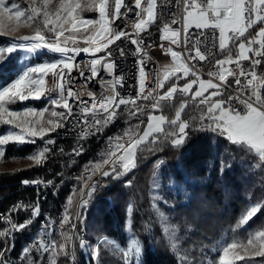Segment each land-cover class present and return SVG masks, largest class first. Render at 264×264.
Here are the masks:
<instances>
[{
	"label": "snow or ice",
	"instance_id": "6c2138e0",
	"mask_svg": "<svg viewBox=\"0 0 264 264\" xmlns=\"http://www.w3.org/2000/svg\"><path fill=\"white\" fill-rule=\"evenodd\" d=\"M53 0H30L27 9H21L16 2L9 3L8 0H0V17L5 15L8 19L15 18L19 24L27 27H33V35H25L20 40L27 43L10 42L7 46L0 47V72L3 71L2 62L9 60L11 55L19 52H26L30 55L39 56L44 54L43 50L48 53H59V58H50L47 62L33 64L22 63L14 70V78L6 85L0 87V123L12 125L19 128V132L8 131L0 134V157L4 156L5 148L10 142L16 145L26 143H35V137L43 139L48 132L55 131L57 127H63L60 121L67 120L73 115V105L70 100L76 102V107L80 108L84 129L80 133V138H86L90 134H95L107 127L114 121L118 113L116 109L120 105H131L133 111L131 116H137L143 109L137 106V100H153V109L161 107V101H170L179 93L181 96L189 97L192 104L199 110L198 118L201 130H207L216 133L218 136L224 137L231 145H234L238 151L250 155L252 159V167L255 169L264 168V77L257 74L256 68L261 64V58H264V0H183V44L185 46L184 53L174 51L172 47H160L165 49V54L171 56V63L160 65L153 72L152 87L149 88L147 82L148 72L145 71V60L147 53L143 51L144 40L140 38V33L146 32L150 25L157 21V0H89L88 3L82 4L80 0H59L57 7L53 10L50 5ZM179 3V0H178ZM95 10L98 12L99 18H83L78 10L83 8ZM122 9L124 11H122ZM129 13L133 15L129 17ZM135 19L134 25L136 36L133 37L125 28H122L116 21L121 18ZM38 18H40L38 20ZM178 23L172 20L170 23H164L160 28L159 39L167 40L169 45L180 47L181 45V29L172 28V24ZM42 25V26H41ZM97 26L98 29H97ZM84 33H81V29ZM92 29V31H90ZM190 29H195L194 33ZM252 30V31H250ZM15 31V29H13ZM81 33L80 39L83 40L85 46L77 43L76 35L65 36V33ZM51 33V35H46ZM247 33V35H246ZM4 33H0L2 35ZM63 37V39H61ZM127 38L130 43L135 45L134 55L138 56V91L135 96H120L117 86L123 87V77L115 74L117 67L116 62L110 58L113 55L108 49L116 41ZM71 41V46H69ZM101 41H103L101 43ZM211 42V48L206 44ZM190 45V47H189ZM201 45L205 46L202 51ZM234 46L236 51L233 55ZM215 48L219 53L225 54L224 59L216 61L217 71H210L208 75L213 79L204 80L200 75L193 71L185 62L184 56L188 60L205 61L212 54ZM120 56L125 55L122 47L116 49ZM81 52L87 53L93 58L89 61L91 76H84V72L80 71V76L85 80H91L97 77L100 69L112 77L111 81H100L101 86L108 91L107 95L97 99L95 93H78L71 87L65 89L64 81L68 79L71 83V72L74 67V53L79 55ZM103 52V56H96L97 53ZM194 53V55H193ZM252 54L251 56L249 54ZM25 61L30 56L23 58ZM242 61H250L249 69L246 71ZM235 65V69L226 67V65ZM195 67V65H193ZM67 69V72H65ZM149 71H152L151 69ZM49 74L52 75L55 87L59 89L57 97L50 98V103L55 108H63L65 111H51V117H57L59 120L48 119L45 123V112L36 111L32 108L25 110H10L7 105L24 102L29 99H40L45 95L46 90L54 89L45 88L46 80ZM192 79H186L188 77ZM228 77H234L237 91L240 95L228 94L227 98L214 99L215 97H223L222 89L231 87L228 83ZM241 77L244 78L242 82ZM175 79V83L169 84L167 90L161 94L160 90L165 88V84L171 79ZM185 79V83L181 86L179 81ZM218 80L219 83H214ZM198 85L193 91L194 86ZM214 91H209V90ZM207 93V95H206ZM82 95H87L91 99V103L81 99ZM244 98H241V97ZM189 105V100L185 99L180 102L179 107L175 110L174 119L168 120L163 115L148 116L146 128L142 134L138 131L127 129L124 137L127 141L121 142L123 137H109V148L103 154L100 162H96L91 169H85L87 180H91V176L96 172H101L104 177L114 174V178L127 174L135 167V156L137 149L141 145L149 143L156 144L159 137L154 133H164L173 147H180L184 144L188 133L189 122L181 118V114ZM201 106H203L201 108ZM92 119L89 120L88 116ZM35 117L36 119H29ZM143 123V121H141ZM168 124L171 131L165 132L162 127ZM139 129V124L135 125ZM151 137V140L149 138ZM54 143V140L45 141V146L39 148L38 151L27 157L40 165L46 158L50 149L47 145ZM82 147L73 151L79 155ZM119 153V154H118ZM162 163V162H161ZM103 165H108L107 170H102ZM223 166V162H222ZM159 167V165H157ZM23 184H41L45 183L41 180L28 181ZM51 183V181L47 182ZM128 186L131 181L127 182ZM87 189V191H85ZM95 190V184L89 185L86 181L84 186L79 189L80 202L79 207L84 208L88 203ZM75 194V190H74ZM71 198L68 200L67 207L72 205ZM65 210L61 220L59 221L61 231V241L59 244L55 239L34 241L33 245L25 248V254H29L33 248L40 253H50V264H56L57 255L65 257L71 256L74 260L75 250L79 247L86 250L93 259L99 264L100 248L103 245L111 251H120L122 253L125 264H130L134 257H138L141 253V246L135 236H131L126 246H122L116 241L107 237L100 238L97 244L92 245L83 238L76 235L77 225L73 223L68 210ZM29 210V216L22 223H15L11 217L5 218L6 223L10 227L0 230V237H9L14 232L20 231L33 222V219L39 215V206H27L23 203L14 205L16 209ZM264 208V201L249 204L248 209L239 218L236 227H243L248 224L260 210ZM131 212V207H129ZM76 220L83 222V217L77 213ZM65 225H70L71 231H63ZM48 225L45 227L46 236L51 237V233L47 232ZM171 226L165 227V232L170 231ZM78 241V244H77ZM169 243L173 250L177 248L175 239V229H171L169 235ZM8 242L5 241V249H0V264H6L4 259L5 250L8 248ZM242 249L244 254H252L264 256V227L254 231H248L246 242L242 240L232 239L230 242L220 241L214 247L217 253L218 264H233L235 260L243 259L237 250ZM186 257H182V260Z\"/></svg>",
	"mask_w": 264,
	"mask_h": 264
},
{
	"label": "trees",
	"instance_id": "16d2710c",
	"mask_svg": "<svg viewBox=\"0 0 264 264\" xmlns=\"http://www.w3.org/2000/svg\"><path fill=\"white\" fill-rule=\"evenodd\" d=\"M93 15L85 12L83 17ZM8 44L9 41L0 36V47ZM20 60L21 52L12 54L9 60L2 62L0 87L14 78V70L20 65ZM263 76L264 64L260 71V77ZM46 102L31 101L30 104L41 106ZM177 104L172 103V110H168L170 120ZM16 106L22 105L17 102L11 105L14 109ZM58 110L61 112L63 108ZM199 115L200 110L196 106L188 105L185 109L182 119L187 121L188 117L190 120L186 129L188 135L182 146L173 147L164 138V133L157 134L159 139L156 144L141 145L137 149L134 168L125 175L111 178L108 189L98 190V198H93L86 213V236L93 245L104 236L117 240L120 245L127 244L129 238L135 236L142 251L140 264H218L217 253L213 250L218 242H230L232 239L246 242L248 231L264 227V208L248 224L236 227L249 204L264 201V168H253V158L238 151L224 137L211 131L197 130L199 120L195 118ZM169 128L167 124L165 132ZM112 131L119 132L118 127ZM33 148V144L27 149L8 148L7 153L15 158L24 157L27 150ZM157 165H162L165 182L173 180L183 187L178 193L170 192L168 198L174 199V206L167 208V211L171 223L180 229L182 244L189 251L191 261H188V257L182 260V254L171 248L155 219L151 188L159 169ZM37 170L38 165L33 168L25 165L0 171V214L5 213L8 205L26 191L33 192L23 190L26 187L21 183L24 179L32 178ZM128 181H131L130 186ZM149 231L153 237L149 236ZM83 257L81 255L80 264H88ZM56 264L66 262L60 257ZM99 264L125 262L120 251H111L101 245ZM233 264H264V256H244Z\"/></svg>",
	"mask_w": 264,
	"mask_h": 264
},
{
	"label": "built area",
	"instance_id": "2783aa9c",
	"mask_svg": "<svg viewBox=\"0 0 264 264\" xmlns=\"http://www.w3.org/2000/svg\"><path fill=\"white\" fill-rule=\"evenodd\" d=\"M127 3L128 0H125ZM122 11H124L122 9ZM157 21L156 23L149 26L146 32L140 33V38L144 40L143 51L147 53V59L145 60V71L148 72L147 84L148 87H152L153 72L163 64L171 63V56L165 54V49L161 48L160 45L163 44L165 47H172L174 51L184 53L185 46L183 44V0H157ZM129 17L133 14L129 13ZM177 20L178 23L172 24V28L181 29V45L176 47L175 45H169L167 40H160L161 35L160 28L163 27L164 23H170L172 20ZM137 21L135 19L121 18V20L116 21L117 24H120L122 28L130 33L133 37L136 36V31L134 25ZM99 26H97L98 28ZM195 29H190V32L194 33ZM252 31V30H250ZM247 35V33H246ZM63 39V38H61ZM11 42L18 43H27L22 40H13ZM207 46L211 48V42H206ZM81 46V45H80ZM122 47L125 50V55L120 56L116 49ZM190 47V45H189ZM233 48V55H235V47L230 45ZM136 46L130 43V40L127 38H122L120 41H116L108 49L113 52L111 60L116 62L115 74L117 76L123 77V87L117 86V91L120 96L129 97L135 96L138 91V56L134 55ZM202 51L205 50V46L201 45ZM104 53H98L96 56H103ZM194 55V53H193ZM252 55L251 53L249 54ZM93 57L87 53L81 52L79 55L74 56V67L71 72V83L66 79L64 83L65 89L71 87L74 91L78 93H95L97 99L103 95H107L108 91L105 87L101 86L100 81H111L112 77L109 76L103 68L100 69V73L97 77L91 80H85L84 77L80 76V71L84 72V76H91L89 61ZM185 62L188 63L189 67L193 68V71H196L201 78L213 79L208 75L210 71H217L216 61L225 58V54H221L217 49H212V54L208 56V59L205 61L198 60H188L187 56L183 57ZM261 64L256 68L258 76H260L261 68L264 64V58H261ZM245 70L249 69L250 61L241 62ZM195 65V67H193ZM226 67H231L235 69V65H226ZM152 71H149V70ZM67 72V69H65ZM193 77H188L186 79H192ZM242 82L244 78L241 77ZM185 79H181L179 84L182 86ZM214 83H219L218 80H213ZM175 83V79H171L165 84V88L161 89L160 92L163 94L167 90L169 84ZM228 83L231 87L222 89L224 91V96L214 99L227 98L228 94L240 95L236 90L238 86L235 85L234 77H228ZM52 88L54 90L47 91V93H54L56 97L59 95V89L55 87V82L52 77V84H48V89ZM241 98H244L243 96ZM81 99L87 100L89 104L91 103L90 97L87 95H82ZM185 99L189 100L190 106H195L192 104L189 97L181 96L177 93L172 100L170 101H161V107L164 104H172L176 102H182ZM153 100H137V106L143 109L142 112L138 113L137 116H133L136 120V124H139V129L137 131L140 133L142 128L145 126L148 114L153 109L152 104ZM70 104L73 105V115L68 118V121H60L63 123V127H57L51 135L44 137L43 139H52L54 143L47 145L50 151L47 153L46 158L43 160L42 165H38V170L34 172V176L30 179H24L22 181H34L41 180L45 183L38 184V189H28V184H26V189L23 190H33V192H25L23 196H19L15 201L10 203L4 211L11 215V219L19 224L22 223L28 218L29 210L16 209L13 210L14 205H19L23 203L27 206H39V215L33 219V222L27 225L26 228L21 229L20 231L15 232V239H8V248L6 249V264H47V253H40L33 250L29 254L24 253V249L21 250L19 256H11V249H14L15 240L26 239V248L33 245L34 241L41 239L50 240L55 239L57 241L58 235V225L59 218L62 215V209L67 207L68 200L70 198L71 190L75 189L77 182L79 180H87V174L85 169H91L96 162H100L103 158V154L107 151H110L109 148V137H123L121 142L127 141V137H124V133L112 131L113 128H117L121 125V120L126 116L130 115V112L133 111V106L120 105L116 109L118 115L112 123L107 127H104L101 131L96 132L95 134H90L86 138L81 139L80 133L84 129L83 120H80L81 111L79 107H76V102L70 100ZM203 107V106H201ZM159 108V109H160ZM65 111V110H64ZM88 119L91 120L92 117L89 115ZM190 118L187 117V121ZM143 121V123H141ZM197 130H201L200 125H198ZM110 130V132L108 131ZM136 131V132H137ZM166 138V136L164 135ZM38 140V139H36ZM82 147V151L77 155L73 149L79 150ZM119 154V153H118ZM108 165H103L102 170H107ZM111 178H114V174L108 177H104L101 172H96L91 176V180H87L88 184H95V190L92 192L91 197L88 198L89 205L92 198H98V190H102L107 186H111ZM51 181V183H47ZM87 205L84 208H81V216L84 219L87 211ZM68 208V207H67ZM47 232L51 233V237L46 236L45 233H41L40 236H31V229L37 228V226H46ZM1 228V227H0ZM83 222L81 223L79 230V237L83 238ZM78 244V241H77ZM5 247V246H2ZM78 250V259L79 256L84 255V250L77 247ZM78 264V263H76Z\"/></svg>",
	"mask_w": 264,
	"mask_h": 264
},
{
	"label": "rangeland",
	"instance_id": "374dc122",
	"mask_svg": "<svg viewBox=\"0 0 264 264\" xmlns=\"http://www.w3.org/2000/svg\"><path fill=\"white\" fill-rule=\"evenodd\" d=\"M8 2L9 3L16 2V3L19 4L21 9H27L28 5L30 3V0H8ZM39 2H40V0H37V3H39ZM80 2H81L82 7H83V5L88 3L89 0H80ZM58 3H59V0H53L52 4L50 5V9L54 10L57 7ZM78 12L80 13V15L82 17L84 16L85 12L94 13V15L92 17H87L85 19H88V18L98 19L99 18V15H98L97 11L89 10L86 7L83 8V11L78 10ZM39 19L40 18H38V20ZM33 28H34V26L33 27H27V26H24L23 24H19L18 25V22L15 20V18L8 19L7 15H5L3 17H0V33H4V34H2L0 36H3L4 38H6L9 41V43L11 41H13V40H20V38L25 36V35H28V36L33 35L34 34ZM13 29H15V31H13ZM90 31H92V29H90ZM81 33H84V29L83 28L81 29ZM81 33L73 34V33L66 32L65 36L76 35L77 38H78L77 39V43L80 44L81 46H85L84 43H83V40L80 39ZM84 34H86V33H84ZM46 35L50 36L51 33H49V34L46 33ZM102 42L103 41H101V43ZM69 46H71V41H69ZM25 56H30V59L28 61H25L23 59ZM38 57H39V59L36 56H34V55H28V54H26V52H21L20 64H22V63L39 64V63L47 62L49 60V59L48 60L44 59L45 58L44 54L39 55ZM48 79H52V75L51 74H49L47 77H45L46 84H47V80ZM201 79L209 80V79H206V78H201ZM46 84H45V86H46ZM196 86L198 87V85H196ZM209 91H214V90L210 89ZM261 91H262V94H264V89H262ZM45 97H46V94L44 96H42L40 99H29V100L24 101V102L17 101V103H19L22 106H16V109L11 107V105H14V103L9 104L7 106H8V108L10 110H25L26 108H32V109H34L36 111H43L45 109H48V111L45 112L44 120L42 121V123H45V126L47 127L48 125L46 124V121L48 119L59 120V118H57V117H51V115H50L51 111H53V110H55L57 112H60V111L58 110V108H55V106H53L50 103V98H52V97H49V96L47 98H45ZM43 100H46L47 102L44 103L41 106H34V105L30 104L31 101H43ZM179 104H180V102H178L176 108L179 107ZM173 107H175V106H173ZM176 108L174 110H176ZM168 110L169 111L172 110V105L171 104H164L162 106V108H160V109L159 108L158 109H152L149 112V114L156 115V116L163 115L168 120H170L168 118V114H167ZM63 111H64V109H63ZM63 111H61V112H63ZM183 113L181 114V118L183 116ZM149 114H148V116H149ZM174 117H175V115L171 119H174ZM29 119H36V118L35 117H29ZM147 122H148V118H147L146 124L142 128L140 134H142L143 130L146 128ZM135 125H137L135 118L133 116H131V115H128V116H126V118H123L121 120V125L118 127V130H119L120 133H124L125 130L131 128L133 130V132L135 133L137 131V129L135 128ZM166 125L167 124H164L162 126L164 128V130H165ZM19 130H20L19 128H14L12 125L0 123V134H4V133H6L8 131L19 132ZM171 130L172 129L169 128V130L166 131V132H169ZM52 132L53 131L48 132L47 135H45L44 137L51 135ZM157 134H160V133H154V135H157ZM33 139H35V143L34 144L33 143H26V144H23V145H16V144H13V143L10 142L8 145L4 146V148H5L4 156L0 157V171L13 170L15 168H18L20 166H25V165H28L29 167H32V168L35 167L36 166L35 162L30 160V159H27V157H29L30 155L35 154L38 151V149L41 148L40 144L45 139H41L40 137H35ZM36 139H38V140H36ZM150 139H151V137L149 138V140ZM165 139H167V138H165ZM30 144L35 145V149L33 148L31 151L27 150V152H26L24 157L15 158V157H11L7 153L8 148L27 149ZM40 165H42V163ZM161 167H162V165H160V167H159V169H158L157 173L155 174V176L153 178V181H152L151 203H152V209H153V212H154V216H155V219H156L157 223L159 224L160 228L162 229V232H163L166 240L168 241V243H169V235H170L171 229H173V228L175 229V239H176V243H177V248L174 251L177 252V253L182 254L183 257H186V258L188 257V261H191V258L188 255L189 251H187V249H185L183 244H182L183 242H182V238H181L180 229L177 226H175V225H173L171 223V216H170V214L167 211V208H172L174 206V199L173 198H168L170 196V192L178 193V192L183 190V187H182L181 184H179V183H177V182H175L173 180H168L167 182H165V180H163V171L161 170ZM70 198L72 199L73 203H72V205L70 207L67 208V210H68V213H69V215L71 217L72 222L75 223L76 219H73V218L76 217L77 213H79L81 215V210L78 209V204L80 202L79 191H76L75 194H74V192L71 193L70 194ZM92 201H93V198H92V200H90L89 205H87V210L90 207V205L92 204ZM86 213H87V211H86ZM86 218H87V216L85 215V217L83 219V230H84L83 231V233H84L83 239L86 242L92 244V241L90 239H88V237L86 236L87 235V225L85 224L86 223ZM77 225H78V227H77V232H76L77 234L76 235H79L78 232L80 230L81 222H80V224H77ZM166 226H171L169 232H165L164 229H165ZM5 228H6V226L4 225V228H2V230H4ZM61 231H62V229L58 232V235H57V243L58 244L60 242H62L61 241ZM63 231H71L70 225H65L64 228H63ZM149 232H150L149 236L153 237V233L151 231H149ZM100 238H103V237H100ZM1 239H2V245L0 244V249H5L4 247H2L3 244H4L3 243V237H0V242H1ZM14 239H15V235H14ZM108 239H110V238H108ZM110 240H113V241L117 242V240H115L113 238H111ZM126 245L127 244H123L122 246H126ZM25 248L26 247H24L23 249H25ZM103 248H104V246H103ZM237 251L241 255H243V257L244 256H257V255H252V254H244V251L242 249H238ZM83 256H85L83 258H85L87 260L88 264H97V260L93 259L91 257V255L86 250H84V255ZM60 257H63V259L65 260L66 264H76V263L80 264L81 263V261H80L81 260V256H79V259H78V250H77V248L75 250L74 260H73V258L71 256L65 257L63 255H59L58 254L57 257H56V261ZM47 258H49L51 260L50 253H47ZM140 261H141V253H140V255L138 257H134L130 261V264H140Z\"/></svg>",
	"mask_w": 264,
	"mask_h": 264
},
{
	"label": "bare ground",
	"instance_id": "6f19581e",
	"mask_svg": "<svg viewBox=\"0 0 264 264\" xmlns=\"http://www.w3.org/2000/svg\"><path fill=\"white\" fill-rule=\"evenodd\" d=\"M45 53H44V59L45 60H48V59H50V58H59L60 57V54L59 53H48L47 52V50L45 49ZM69 55H72V56H75V54L74 53H70ZM48 84H52V79H48L47 80V84H46V86H45V88L46 89H48ZM45 94H46V97L45 98H47L48 96L49 97H56V94H54V93H47V90H46V92H45ZM69 103H70V101H69ZM63 121H68V119L67 120H63ZM45 141H47V139H45L41 144H40V146H41V148H43L44 146H45ZM43 162V161H42ZM85 181L87 182V180H79V182H77V186H76V188L75 189H73V190H71V193H73L74 192V190H75V192L76 191H79V189L80 188H82L83 186H84V183H85ZM23 182V181H22ZM88 183V182H87ZM24 187H26V184H23V183H21ZM34 188V189H38V184H28V188ZM110 186H107L106 188H104V189H108ZM85 191H87V189H85ZM77 209V208H76ZM78 209L79 210H81V208L79 207V204H78ZM65 210H66V208H63L62 209V215H61V218H62V216H63V214L65 213ZM0 216H1V218H0V221H1V224H2V226H1V228H0V230H2V228H4V225L6 226V228H8V227H10V225H8L7 223H6V220H5V218H7V217H11V215L10 214H8V213H1L0 214ZM85 217V216H84ZM61 218H59V221L61 220ZM73 219H75V218H73ZM75 223H76V225L77 224H80V221H78V220H76L75 221ZM86 224V223H85ZM45 227L46 226H37V228H32L31 229V236H40L41 235V233H45ZM77 227H78V225H77ZM61 230V228H60V225H58V232ZM77 232V231H76ZM79 233V232H78ZM77 234V233H76ZM14 235H15V232L13 233V235H11V236H9V237H3V246H5V241H7L8 242V239H14ZM83 236H84V233H83ZM17 243H19V244H17ZM0 244L2 245V239H1V242H0ZM17 245H19V248H18V246ZM24 247H26V239H18V240H15V244H14V249H11V256H19V254H21V250L24 248ZM5 248V247H4ZM4 259H5V261H6V251H5V253H4ZM47 264H50V259L49 258H47Z\"/></svg>",
	"mask_w": 264,
	"mask_h": 264
},
{
	"label": "crops",
	"instance_id": "0c3cea01",
	"mask_svg": "<svg viewBox=\"0 0 264 264\" xmlns=\"http://www.w3.org/2000/svg\"><path fill=\"white\" fill-rule=\"evenodd\" d=\"M26 54H28V53H26ZM28 55H30V54H28ZM185 82H183L182 84H184ZM197 86H194V88H193V91L195 90V88H196ZM207 95V94H206ZM215 98H219V97H215ZM175 115V114H174Z\"/></svg>",
	"mask_w": 264,
	"mask_h": 264
}]
</instances>
